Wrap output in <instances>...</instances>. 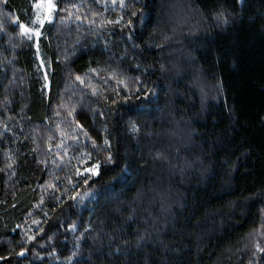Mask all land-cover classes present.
Listing matches in <instances>:
<instances>
[{
	"label": "trees",
	"instance_id": "16d2710c",
	"mask_svg": "<svg viewBox=\"0 0 264 264\" xmlns=\"http://www.w3.org/2000/svg\"><path fill=\"white\" fill-rule=\"evenodd\" d=\"M52 1L0 0V264H264V0Z\"/></svg>",
	"mask_w": 264,
	"mask_h": 264
},
{
	"label": "snow or ice",
	"instance_id": "6c2138e0",
	"mask_svg": "<svg viewBox=\"0 0 264 264\" xmlns=\"http://www.w3.org/2000/svg\"><path fill=\"white\" fill-rule=\"evenodd\" d=\"M242 2V0H241ZM113 3H116V0H113ZM35 8H45L47 9V15H41L40 13H37L35 18H34V21H33V24H36L38 23L41 27L43 26L45 20H50L51 19V15L50 13L52 12V10L55 8V5L51 2V0H47V3L46 4H41L39 2V0H37L36 3H34L33 5ZM120 6L123 7L124 6V0H120ZM219 19H222L223 23H227V18H225L223 16V13H220L219 16H218ZM118 22V21H117ZM111 23V21H110ZM17 26L19 28V31L22 35H25L27 36L28 39H31L32 38V35L34 34L35 36L39 37L40 35V30L39 28H36L34 26H30V25H26L25 23H22V22H19L18 18H17ZM77 79L79 80L80 77H77ZM133 130L134 131H137L138 129H136L135 125H133ZM108 141L106 140L105 141V144H107ZM109 160H111V156H109ZM96 167H98V165H93L92 168L95 169ZM29 239H32V237H29ZM117 251H119V249H117ZM257 251H264V248H260L259 245H257ZM20 255H23V251H21ZM73 255H75V253H73ZM71 259V258H69Z\"/></svg>",
	"mask_w": 264,
	"mask_h": 264
},
{
	"label": "rangeland",
	"instance_id": "374dc122",
	"mask_svg": "<svg viewBox=\"0 0 264 264\" xmlns=\"http://www.w3.org/2000/svg\"><path fill=\"white\" fill-rule=\"evenodd\" d=\"M39 2L43 5V4H46L47 3V0H39ZM51 2L53 3V1L51 0ZM34 11H35V16L37 13H40L41 15H47V9L41 7V8H35L34 7ZM53 12H54V9L52 10V12L50 13V15L52 16L53 15ZM46 22V20H45Z\"/></svg>",
	"mask_w": 264,
	"mask_h": 264
}]
</instances>
